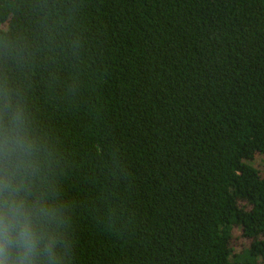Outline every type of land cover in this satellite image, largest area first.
I'll return each mask as SVG.
<instances>
[{
    "label": "trees",
    "instance_id": "16d2710c",
    "mask_svg": "<svg viewBox=\"0 0 264 264\" xmlns=\"http://www.w3.org/2000/svg\"><path fill=\"white\" fill-rule=\"evenodd\" d=\"M5 94L59 264H264V0H0Z\"/></svg>",
    "mask_w": 264,
    "mask_h": 264
},
{
    "label": "clouds",
    "instance_id": "9594fccd",
    "mask_svg": "<svg viewBox=\"0 0 264 264\" xmlns=\"http://www.w3.org/2000/svg\"><path fill=\"white\" fill-rule=\"evenodd\" d=\"M45 166L24 110L5 94L0 104V264H59L60 224L43 190Z\"/></svg>",
    "mask_w": 264,
    "mask_h": 264
},
{
    "label": "rangeland",
    "instance_id": "374dc122",
    "mask_svg": "<svg viewBox=\"0 0 264 264\" xmlns=\"http://www.w3.org/2000/svg\"><path fill=\"white\" fill-rule=\"evenodd\" d=\"M258 158H259V159H258L259 161L263 160L262 157H258Z\"/></svg>",
    "mask_w": 264,
    "mask_h": 264
}]
</instances>
